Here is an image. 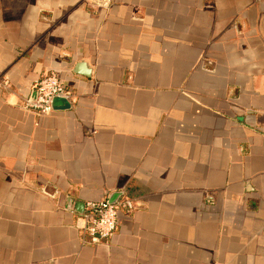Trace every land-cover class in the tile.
I'll use <instances>...</instances> for the list:
<instances>
[{
	"label": "crops",
	"instance_id": "obj_1",
	"mask_svg": "<svg viewBox=\"0 0 264 264\" xmlns=\"http://www.w3.org/2000/svg\"><path fill=\"white\" fill-rule=\"evenodd\" d=\"M0 264H264V0H0Z\"/></svg>",
	"mask_w": 264,
	"mask_h": 264
},
{
	"label": "built area",
	"instance_id": "obj_2",
	"mask_svg": "<svg viewBox=\"0 0 264 264\" xmlns=\"http://www.w3.org/2000/svg\"><path fill=\"white\" fill-rule=\"evenodd\" d=\"M94 1L104 6L111 0ZM35 92L36 99H29L26 108L39 117L49 116L53 112L55 99H69L68 92L56 73L41 78L35 86ZM134 209V203L128 198H119L115 202L110 200L87 202L89 243L98 245L111 238L118 230L120 214Z\"/></svg>",
	"mask_w": 264,
	"mask_h": 264
},
{
	"label": "water",
	"instance_id": "obj_3",
	"mask_svg": "<svg viewBox=\"0 0 264 264\" xmlns=\"http://www.w3.org/2000/svg\"><path fill=\"white\" fill-rule=\"evenodd\" d=\"M79 70L81 71L78 74H83L86 77H90V71L86 68V65L84 63L78 65ZM116 201V199H115ZM114 201V202H115Z\"/></svg>",
	"mask_w": 264,
	"mask_h": 264
}]
</instances>
